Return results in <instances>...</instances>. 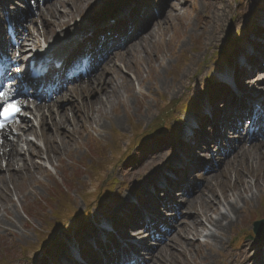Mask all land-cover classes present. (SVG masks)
<instances>
[{"label":"rangeland","instance_id":"374dc122","mask_svg":"<svg viewBox=\"0 0 264 264\" xmlns=\"http://www.w3.org/2000/svg\"><path fill=\"white\" fill-rule=\"evenodd\" d=\"M122 1L94 0L92 3L84 4L83 0H64L62 4H58L59 6L56 9H52V12L60 11L58 13L59 20L66 19L65 16H68L67 20H69L70 13H73L74 18L69 25L65 24L53 34H51L52 28L43 24V22L48 23L53 20L49 14L51 11L44 15L37 24L32 25L28 33L37 37L39 41L37 45H34L31 41L34 52L38 53L37 49L44 43L55 42L62 34L67 33L73 24H76L73 27L79 28L81 26L80 29H84L97 21L108 18L110 13L113 14ZM233 1L178 0L173 10L169 12L171 15H167L171 24L160 23V30L163 31L164 29L165 35L157 41L158 44L153 46L152 43L148 44L147 42V44H143L146 47L142 49L138 47L133 56L127 54L112 66H108L105 72H112L114 65H116L129 75L133 81L136 96L134 97V95L132 96L124 91L119 93L121 102L115 112L108 109V119L94 126L88 124L89 129L86 132L79 131L76 135L77 144L70 153L65 157L63 156L59 162L53 161V166H59L58 169L51 167V163L45 161L46 157L43 153L40 160L36 159L35 162L42 164L46 174L38 173L35 176V181L29 183L27 180L23 181L25 172L21 170L23 174L20 173L18 183L15 181L13 186L8 185L10 191H16L12 196L13 200L6 205L10 211L8 219L10 221L2 220L0 225V236L6 237L4 240H0V264L30 263L32 258L35 260L34 258L38 256L39 248L45 246L47 242L54 238H64V244L67 247L68 227L76 218H79L80 222L73 226L74 232L70 233V237L74 238L80 235L86 237L88 233L92 234V231L83 232L84 227L81 223L83 217H90L91 219L98 210L101 201H103L102 209L112 211L111 215L116 214L117 211L123 208L120 203H125L127 206V197L130 199L134 197L135 189H138L139 184L145 183L148 178L154 177L156 170L160 167V160L166 158H160L159 160L157 158L153 162L148 160L146 163L142 161L140 167L135 164L129 166L126 158L133 153L134 148L141 143L148 131L152 129L157 121L154 122V120L157 119L156 116L161 113L162 108L169 105L165 98H162L163 100L158 98V94L164 92L170 95L169 98L175 97L176 102L168 106L166 113L173 112V119L178 121L190 100L197 105V99L192 95H198L202 82L207 83L209 74L213 73V71L209 73L207 68H200V66L207 63L210 69L213 67L219 68L220 61L227 62L229 56L236 51L232 49V46L237 43V40H241L244 33L243 29L247 23L246 19L250 12H253L255 17H261V13L264 12L263 6L254 10V5L259 0H235L239 5L237 9L234 8ZM77 3L81 5L82 9L78 12L73 7L78 6ZM204 17L208 18V24L202 29V24L206 23L203 20ZM180 29L184 30L183 35H181ZM42 32H48L46 39L40 36ZM172 35L175 38H184L185 51L175 48L174 54L168 53L171 45L172 49L174 48V44L171 43ZM202 35L207 41L203 40L202 42ZM26 47L22 46L24 49ZM25 55L28 56V51L24 53ZM155 58L158 61H155ZM191 58L193 60H190ZM188 60L190 61L187 62ZM151 68L155 71L154 74L151 73ZM198 71L203 73H200L201 76H199V86L193 91L184 90L188 84L192 85L193 78ZM103 78L107 79L108 76L102 75L101 79ZM138 80L140 83H138ZM212 81L214 80L212 79ZM99 82L100 80L90 85L83 84L72 90L71 96L68 98L70 104L64 111L72 106L74 110L72 116L84 123L86 121L85 113L87 117V108L84 107V102L87 99L82 100L79 96L81 93L87 94V89L95 87ZM183 91L192 95L186 97ZM248 91L252 94L257 92L252 91L250 88ZM105 96V100L111 97V95H108V98L107 95ZM145 96H148V98H145ZM120 98L117 100H120ZM112 99L114 104H118L114 97ZM108 107L106 105L104 109L107 110ZM100 112L99 115H103V111ZM158 119H161V117ZM173 119L169 131L175 127ZM164 120L165 117L160 120V125L168 123ZM100 125H102V129ZM245 147L248 148L249 146L245 145ZM137 150L138 147L135 148L134 153ZM99 154L102 156L96 158ZM71 156H74L73 160L68 158ZM232 157L235 158L224 162L220 169L204 177L202 170H204L205 165L193 172L192 175L194 176L190 177V186L197 185L198 187H195V189L198 188L197 191L200 190V193L196 195L198 192L194 193L190 188L192 196L189 200L195 197L193 201L194 208L192 210L187 208L179 228L192 220L194 211L201 212V210H205L203 202L199 201L203 193L211 201L214 200L212 192L218 194L217 197L220 200L218 205L221 204L219 206L220 213H224L227 204L222 197V189L224 190L225 184H228L224 190V193L229 195L228 203L236 201L235 191L232 194L228 192L234 189L231 185L235 183V171L239 161L237 154ZM167 166L169 167V164ZM14 169H11L13 173L16 171ZM123 170L127 171L128 176L124 175ZM227 178L228 180L225 181ZM244 181L251 186V191L243 193L245 199L240 201L243 203L237 205L241 209L240 215L234 219L236 224L227 235L223 245L213 244L212 238L208 237L210 227L203 220L202 223L200 222L201 227L199 228H205V231L196 239L194 233L189 234L184 244L186 248L189 247L192 251L188 255L189 259L187 258L190 263H185L187 262L185 261L181 264H205L203 263L205 258L209 260L208 264H243L246 262L249 257L248 247L251 248L254 244L253 240L249 239L253 235L254 223H251V221L254 217H261V215L258 217L254 215L250 220L251 214L264 207V193L257 198V201H251L252 194L257 192L253 188V179L245 177ZM128 190L134 193H129ZM110 197L115 198L113 203L104 202L111 200ZM182 201H184L183 206L185 199H182ZM215 202L218 203V201ZM177 204L180 205V202H177ZM248 205L251 206L248 207ZM185 209L186 207H184ZM16 213L20 218L16 217ZM213 218H216V216L213 215ZM12 219L14 220L12 221ZM88 222V225L91 226V221L88 220ZM40 227L44 228L46 233L44 237L38 238L32 232ZM6 229H9L12 235L4 233L3 231ZM23 237L26 239L24 244L21 243ZM52 237L54 238L52 239ZM194 240L199 242V246L196 247L193 244ZM31 243H35L32 249L28 248ZM169 246L166 249H169ZM211 246H215V249L210 250ZM36 248L38 249L33 250ZM162 254L166 256L167 252L164 251ZM160 257L156 254V258ZM167 260H170V258L167 257Z\"/></svg>","mask_w":264,"mask_h":264},{"label":"bare ground","instance_id":"6f19581e","mask_svg":"<svg viewBox=\"0 0 264 264\" xmlns=\"http://www.w3.org/2000/svg\"><path fill=\"white\" fill-rule=\"evenodd\" d=\"M93 1L94 0H83L84 4H87L88 2L92 3ZM76 5L78 6H73V7L76 8L75 10L78 12L81 9V5L78 3ZM54 8L56 9V7ZM82 8H83V5H82ZM59 12H52L51 10L49 14L53 18V20L49 21L48 23H45V26L52 28L51 34L56 33L57 29L64 26L65 24L69 25V23H71L72 19L74 18L73 13H70L69 20H67L68 16H65L66 19L59 20L58 18ZM153 17H155V15ZM203 20L206 21V23L202 24L201 26L202 29L205 28L208 24L207 17H204ZM160 21L161 23L164 22L163 24H166V23L168 25L171 24V21L167 17L161 18L158 22ZM158 22H156L157 23L156 27L154 25L151 26V28L153 27L152 30L148 28V30H146L142 35H140L139 39L136 40V42H134V45L131 48V51L130 50L127 51L126 53L121 55L117 60L121 59L123 56L127 54L129 56H133L137 48L140 47L142 49L146 47L143 44H147V42L148 44L152 43L151 45L153 46L158 44L157 41L163 38L165 35V30L164 29L163 31L160 30V25L158 24ZM74 30L77 31L78 28L72 27L70 29V31L72 32ZM113 30H115V28ZM124 30H125V27H124ZM180 32H181V35L184 34L183 29H180ZM47 35H48V32H45V33L42 32L40 36L43 38H46ZM132 37H134V35L128 36V38H132ZM156 37H158L157 40H156ZM183 39L175 38L174 35H172L171 43L174 44V48L172 49V45H171L170 46L171 48L168 49V53L172 55L174 53L175 48H180L181 51H185L186 47H185V42ZM203 40H206V38L203 37ZM32 43L36 45V38L33 39ZM26 46L28 47V50ZM26 46H25L26 49H24L22 55H24V53L27 51L30 54L34 48L32 47L31 44H27ZM104 47H106V45L103 46V48ZM206 53H207V50H206ZM117 60L113 59L109 61L106 66H103L102 71L109 64L112 66ZM154 60L158 61L157 58H155ZM257 63L258 62H253L252 64L248 66L249 67L248 69L252 70L253 69L252 67H255V66L258 67L259 64ZM114 66L115 67L112 72H103L102 75L103 76L107 75L108 76L107 79H104V78L101 79L102 76L99 74L98 77L95 78V81L93 82L90 81L91 82L90 84H93L94 82L100 80L99 84H97L95 87L88 88L87 89L88 91L86 90L87 94L81 93V95L79 96L80 99L82 100L87 99L84 102V107L87 108V117L85 113L86 121L84 123H81L80 120L78 121L72 116L74 114V110L72 106H70L69 109L65 111H59V110L56 112L51 111L48 115H44V114L38 115V117L35 120L37 125H35L33 122L25 121V126L34 127V129L31 132L33 134L40 135L41 137L39 141L43 144V149L39 148L38 151L34 150L33 154L37 153V156L40 157L44 153V148L46 147L45 151H46L48 161L52 165H53L54 160H55L54 162H59L63 156L65 157L66 155H68V153H70V151L76 146L77 144L76 135L78 134L79 131L86 132L89 129V125L94 126L95 124H98V123L100 124L101 121L108 119V112H109L108 109L115 112V110L117 109L118 105L121 102L119 93L124 91L127 94H130L132 96L134 95V97L136 96L134 94L133 81L131 80L129 75L125 71H123L121 67L116 66V65ZM151 73L152 74L155 73V71L152 68H151ZM239 73H240L239 76H242L244 80L246 78L252 77L249 80H247L246 84H248V81L251 82L252 81L251 79H257V77H260L256 75L255 72L253 71L245 72V70H242ZM244 80H243V83H244ZM138 83H140L139 80H138ZM105 95H107V98H108V95H111V97L109 96L110 99L105 100L106 98ZM158 95L161 96L160 97L161 99L165 98L168 104H172L175 101V97L169 98L170 95L164 92L163 93L160 92V94ZM112 97H114L115 100L120 98V100H117L118 104H114ZM145 98H148V96H145ZM65 99L62 101H66ZM106 105L109 106L107 110L104 109ZM101 110L103 111V115L102 114L99 115L101 113L100 112ZM100 128L101 129L103 128L102 125H100ZM198 141L201 142L200 139ZM7 145L11 146V152L5 154L8 157L7 165L9 166L12 164V167L17 166L19 167V169L18 171H15L14 173L12 171L9 172L8 175L6 174V172L8 171V168L5 171H2L0 169V225L2 223V220L8 221L9 219L10 211L8 210L6 205L7 203L13 200L12 196L16 191V190H14L13 192L10 191L11 189L10 187H9L10 190L8 189V185L13 186V183H15V181L18 183V180L20 179V173H22L21 170L25 172V177H24L25 179L23 181L27 180L29 183H33L35 181V176L38 173L46 174L45 170L40 165L35 164L33 162V156H32L33 154L30 155V150L27 152L28 156L26 157L24 155L26 152H24V154L22 155L21 150H18L17 145H13V146L10 144H7ZM232 154H230L231 155L230 158L237 154L238 156L237 158L239 159V161H238L237 169L235 171L236 173L235 174L236 177L234 181L235 183L231 185L234 187V189L229 190L228 192L232 194L235 191L236 201H234V203L233 202L228 203L229 195L227 193L226 194L224 193V190L228 186V184H225L224 190L222 189V195H223L222 197L225 203L227 204H226V207L224 208L225 209L224 213H220L221 211H220L219 206L221 204L218 205L220 201L218 200L219 198L217 197L218 194L216 192H212L214 200L211 201L210 198L208 196L206 197L203 193L201 195L202 198H199V201L201 203L203 202L205 210H201V212L194 211L192 220L189 223H186L183 227L179 228V225H176L174 235L170 236L168 242H165L168 244L163 243V245H161L159 249L157 250V255L158 256L160 255L161 257L156 258L154 257L155 254H152V257L154 258L151 257V260L148 264H181L185 261H187L185 263H190L187 260V258L189 259L188 255L192 251L189 247L186 248L184 244L187 241L186 238L188 237L189 234L192 235L194 233V238L196 239L197 237L201 236L203 231H205V228H199L201 227L200 222L202 223L203 220L210 227L209 228L210 232H209L208 237L212 238L213 244L222 246L223 243L225 242L227 235L232 231L234 225L236 224L234 222V219L238 218V216L240 215L241 209H239L237 205L239 206L240 203H243V202H240V201H244L245 199L243 196V193H248L249 191H251V186L244 181L245 177H251L253 179V188L257 191L256 194H252L251 201L255 202L258 200L257 199L258 197L263 195L264 193V141L259 142V143H253L249 146V148H245L244 143L239 144ZM100 156L102 155L99 154L96 158H99ZM68 158H70V160H73L74 156H71ZM230 158H229V161L233 160L235 157H232L231 159ZM13 163H16V164H13ZM123 173L124 175H128L127 171L125 170H123ZM227 180L228 178L225 181ZM199 193L200 192L198 191L196 195H198ZM194 198L192 200H188L185 202V205H186V209L184 210L185 212L187 208H189L190 210L194 208V205H193ZM214 201H218V203L216 204V202L214 203ZM250 206L251 205H248V207ZM262 209H258L252 212L250 220L252 219L254 215H257V216L264 215V207H262ZM183 214L184 212L181 209L180 217H183L184 216ZM213 215H215L216 218H213ZM16 217L20 218L18 213H16ZM13 220L14 219H12V221ZM140 231L141 230H134V232L138 236L140 235ZM3 232L8 235H12V232L9 229L4 230ZM33 234L36 237L41 238L44 236L45 230L44 228L40 227L39 229L33 230ZM5 238L6 237L0 236V240H4ZM25 242H26V239L23 237V241L21 243L24 244ZM34 244L35 243H31L28 246V248H33ZM193 244L196 245V247L199 246V242L197 240H194ZM167 246H169V249H166ZM214 249H215V246L213 247L211 246L210 250H214ZM70 250L73 251L74 254H76L77 256H80L76 246H74L73 244L70 245ZM164 251L167 252L166 256L162 254V252ZM167 257H169L170 260H167ZM208 262L209 260L207 258L203 260V263L205 264H208ZM60 263L62 264L64 263L62 258H60ZM20 264H25V263H20Z\"/></svg>","mask_w":264,"mask_h":264},{"label":"snow or ice","instance_id":"6c2138e0","mask_svg":"<svg viewBox=\"0 0 264 264\" xmlns=\"http://www.w3.org/2000/svg\"><path fill=\"white\" fill-rule=\"evenodd\" d=\"M0 98L7 99V95L4 92H0ZM19 108L15 103H9L4 107V110L0 115H3L5 118H7L9 115L14 114L15 112H18Z\"/></svg>","mask_w":264,"mask_h":264},{"label":"water","instance_id":"95a60500","mask_svg":"<svg viewBox=\"0 0 264 264\" xmlns=\"http://www.w3.org/2000/svg\"><path fill=\"white\" fill-rule=\"evenodd\" d=\"M262 225H264V221H263V222H260V223H257V224L255 225V227H256V228H255V232H256V233H258V231H257L258 227H259V226H262Z\"/></svg>","mask_w":264,"mask_h":264}]
</instances>
